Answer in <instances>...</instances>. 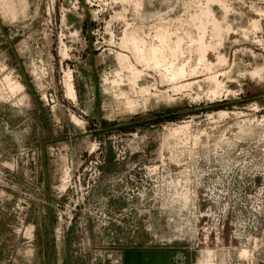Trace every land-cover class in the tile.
Segmentation results:
<instances>
[{
    "label": "rangeland",
    "instance_id": "obj_1",
    "mask_svg": "<svg viewBox=\"0 0 264 264\" xmlns=\"http://www.w3.org/2000/svg\"><path fill=\"white\" fill-rule=\"evenodd\" d=\"M18 136L10 264H264V0H0V155Z\"/></svg>",
    "mask_w": 264,
    "mask_h": 264
},
{
    "label": "crops",
    "instance_id": "obj_2",
    "mask_svg": "<svg viewBox=\"0 0 264 264\" xmlns=\"http://www.w3.org/2000/svg\"><path fill=\"white\" fill-rule=\"evenodd\" d=\"M16 143L11 147L9 152L6 153L2 151V156L4 163L8 166L13 173H19V165L16 163L15 155L13 153L21 148V136H18ZM7 154V155H5ZM10 172V171H8ZM11 172V173H12ZM12 197L9 196L0 198V264H10L8 258H10L11 251V230L10 226L14 223V218H12L8 212L2 210L4 207L13 205L11 201ZM51 218V215H50ZM31 225L35 226L37 231L38 241L47 242L43 240L41 236L43 235L41 227L43 226L42 220L38 219L37 222H31ZM51 231V230H50ZM52 235L50 234V240H52ZM20 243L18 242L17 245ZM21 246V244H20ZM17 246V254L21 257V248ZM40 255V251L38 253ZM7 259V260H6ZM6 260V262H5ZM191 260L188 251H184L176 248H142V249H130L123 253L122 264H190ZM21 264V262H18Z\"/></svg>",
    "mask_w": 264,
    "mask_h": 264
},
{
    "label": "bare ground",
    "instance_id": "obj_3",
    "mask_svg": "<svg viewBox=\"0 0 264 264\" xmlns=\"http://www.w3.org/2000/svg\"><path fill=\"white\" fill-rule=\"evenodd\" d=\"M134 41V40H133ZM153 49H151V51H152ZM155 50V49H154ZM144 54V53H143ZM147 55H148V52H147ZM144 56V55H143ZM149 56V55H148ZM159 56V55H158ZM146 58H147V56H145ZM152 58V57H151ZM156 59H159V58H156ZM160 61V60H159ZM155 65V64H154ZM185 69V68H184ZM184 69H183V67H182V70H181V72H180V75H182V74H184L186 71H184ZM168 70H170L169 68H168ZM167 70V71H168ZM166 72V71H165ZM168 75V74H167ZM172 75V74H171ZM178 76V75H177ZM179 77H181V76H179ZM169 78V77H168ZM174 79L176 78V75H174V77H173ZM173 79V80H174ZM135 80V79H134ZM133 80V81H134ZM172 81V80H171ZM67 82V81H66ZM107 82H108V80H107ZM122 81L121 80H119V79H115V80H113V82H112V86L114 87V86H120V83H121ZM110 83V82H109ZM111 84V83H110ZM173 86V85H172ZM67 87H68V91H69V97L73 100V101H76V99H77V97H76V92H75V88H74V85H73V83H72V76L71 75H68V83H67ZM175 88V87H174ZM113 90V89H112ZM144 91H147V90H143V92ZM68 94V93H67ZM68 96V95H67ZM70 99V100H71ZM243 254L244 255H247V252H243Z\"/></svg>",
    "mask_w": 264,
    "mask_h": 264
},
{
    "label": "built area",
    "instance_id": "obj_4",
    "mask_svg": "<svg viewBox=\"0 0 264 264\" xmlns=\"http://www.w3.org/2000/svg\"><path fill=\"white\" fill-rule=\"evenodd\" d=\"M2 184H3V187H6V188H11L10 186H9V184H7L6 182H2Z\"/></svg>",
    "mask_w": 264,
    "mask_h": 264
}]
</instances>
